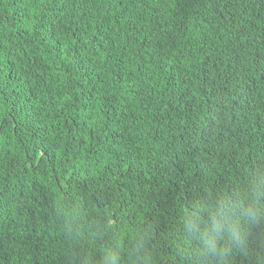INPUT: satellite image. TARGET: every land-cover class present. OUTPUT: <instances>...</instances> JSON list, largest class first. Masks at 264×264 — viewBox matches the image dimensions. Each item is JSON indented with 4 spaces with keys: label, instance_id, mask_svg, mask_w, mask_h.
<instances>
[{
    "label": "trees",
    "instance_id": "obj_1",
    "mask_svg": "<svg viewBox=\"0 0 264 264\" xmlns=\"http://www.w3.org/2000/svg\"><path fill=\"white\" fill-rule=\"evenodd\" d=\"M0 264H264V0H0Z\"/></svg>",
    "mask_w": 264,
    "mask_h": 264
},
{
    "label": "clouds",
    "instance_id": "obj_2",
    "mask_svg": "<svg viewBox=\"0 0 264 264\" xmlns=\"http://www.w3.org/2000/svg\"><path fill=\"white\" fill-rule=\"evenodd\" d=\"M249 215H252V213H249Z\"/></svg>",
    "mask_w": 264,
    "mask_h": 264
}]
</instances>
